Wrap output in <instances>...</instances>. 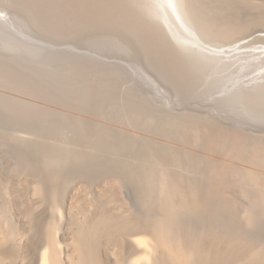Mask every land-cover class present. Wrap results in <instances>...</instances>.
I'll return each instance as SVG.
<instances>
[{
	"label": "rangeland",
	"instance_id": "rangeland-1",
	"mask_svg": "<svg viewBox=\"0 0 264 264\" xmlns=\"http://www.w3.org/2000/svg\"><path fill=\"white\" fill-rule=\"evenodd\" d=\"M114 1L0 0L4 264L28 260L15 245L18 213L45 217L32 224L34 241L46 233L64 249L79 233L83 258L111 264L131 219L123 212L153 227L183 214L196 230L212 226L201 213L221 217L223 264H259L251 255L264 264V209L248 176L264 167V0H199L222 29L205 41L214 66L172 60L121 20ZM211 173L221 189L232 181L244 212L208 191Z\"/></svg>",
	"mask_w": 264,
	"mask_h": 264
},
{
	"label": "bare ground",
	"instance_id": "bare-ground-1",
	"mask_svg": "<svg viewBox=\"0 0 264 264\" xmlns=\"http://www.w3.org/2000/svg\"><path fill=\"white\" fill-rule=\"evenodd\" d=\"M114 3L117 4L116 6L121 10L120 13L123 14L120 15L121 20L141 32L143 36L155 44L157 48L172 60L180 64L200 63L201 65L209 66L217 64L218 59L211 57L209 53L212 52L205 48V41L220 33L222 29L220 25L210 21L208 18L210 15L207 16V11H205L201 1L115 0ZM87 5V8L91 10L89 7L91 4L87 3ZM220 59L222 58L219 57V61ZM248 172L249 175H246L255 177L254 181L251 182L252 189L260 194L257 205L264 209V167L248 169ZM219 182H222L220 181L219 175L215 177L211 173L207 176V181L204 184L205 187L207 186L209 192H226L230 199L224 197L225 204H229L230 202L232 204L236 203L239 206V211L244 212L243 204H246V201L238 195L232 194V192L236 193V187L232 185V181L226 180L225 182L223 180L222 189ZM217 187L221 190H215ZM113 188L115 194L120 193L118 187ZM128 191L129 189L124 187L123 192L128 193ZM160 191L162 192L164 190L162 189ZM54 213L59 220H61L64 214V212ZM123 213H127L128 215L125 216ZM123 213L121 215L123 217L125 216L124 218L129 217L131 219L129 225H123L120 230L121 238L119 246L116 249H110L111 246H109L112 257L108 262L111 264H122L124 261L125 264H223V259L229 251L228 248L230 245L226 243L227 240L225 238V223L221 217H211L212 214L201 213V218L199 217L198 220L207 224L211 222L212 226L209 229L201 226L199 230H196L194 228L195 225L190 224V227L182 225L183 214L182 219L178 222L174 219L169 220L163 217L160 226L153 227L149 226L140 217V212H131L132 215L128 212ZM18 214L15 218L16 222L13 220L19 226L15 225L17 227L15 232V245L17 251L20 252L18 256L21 257L23 253V256L28 259L26 264H60L56 259V254L59 253L65 255V263L67 264H91L86 256L83 258L82 254H84L83 249L85 246L82 244L83 239L78 236L79 233L77 236H73L71 240L72 245L70 244L68 248L60 249L63 248L60 247L57 249L54 248L53 241L51 242L49 240L46 233L44 239L40 238L34 241V236L33 239L30 238L31 231L36 230L32 227V224L35 223L36 227L44 224L45 217L43 215L40 219L37 218L38 220L36 219V221L30 218V216L24 219L18 216ZM86 217L83 219H86ZM180 217L181 215H178V218ZM187 225L188 222L186 223ZM53 228L55 227L53 226ZM192 228L194 229L193 232L199 231L198 234L192 233ZM200 231L205 232L201 233ZM211 235H213V238H211ZM24 248L25 250L23 251ZM240 251L242 250L240 249ZM139 253L141 254L140 258L131 260L132 257ZM103 255L105 256L104 253ZM245 259L247 261L253 259L261 264L260 260H263V257L251 255ZM23 261L24 259L21 258V264H25ZM97 262L98 264H103L106 261L102 263L101 259H97ZM0 264H4L1 253Z\"/></svg>",
	"mask_w": 264,
	"mask_h": 264
}]
</instances>
